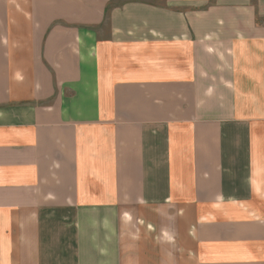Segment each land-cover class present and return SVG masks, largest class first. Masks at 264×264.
Returning <instances> with one entry per match:
<instances>
[{
    "label": "crops",
    "instance_id": "obj_1",
    "mask_svg": "<svg viewBox=\"0 0 264 264\" xmlns=\"http://www.w3.org/2000/svg\"><path fill=\"white\" fill-rule=\"evenodd\" d=\"M0 264H264V0H0Z\"/></svg>",
    "mask_w": 264,
    "mask_h": 264
}]
</instances>
